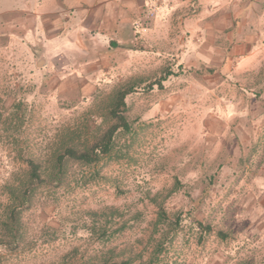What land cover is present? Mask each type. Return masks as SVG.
Wrapping results in <instances>:
<instances>
[{
	"label": "rangeland",
	"instance_id": "rangeland-1",
	"mask_svg": "<svg viewBox=\"0 0 264 264\" xmlns=\"http://www.w3.org/2000/svg\"><path fill=\"white\" fill-rule=\"evenodd\" d=\"M61 6L0 0V264H264V0H191L122 47L76 18L60 32ZM127 88L130 133L52 181ZM29 160L43 182L21 205Z\"/></svg>",
	"mask_w": 264,
	"mask_h": 264
},
{
	"label": "crops",
	"instance_id": "crops-1",
	"mask_svg": "<svg viewBox=\"0 0 264 264\" xmlns=\"http://www.w3.org/2000/svg\"><path fill=\"white\" fill-rule=\"evenodd\" d=\"M63 6L55 14L81 21L82 29L90 31L94 44H107L112 47L130 45L138 37L139 25H144L148 16L153 15V28H157L166 14L180 12L188 8L191 0H62ZM56 15V16H57ZM56 27L62 32L70 22L68 19ZM142 23V24H141ZM142 31L146 30L143 27ZM63 33L55 39H61ZM64 38V37H63Z\"/></svg>",
	"mask_w": 264,
	"mask_h": 264
},
{
	"label": "trees",
	"instance_id": "trees-1",
	"mask_svg": "<svg viewBox=\"0 0 264 264\" xmlns=\"http://www.w3.org/2000/svg\"><path fill=\"white\" fill-rule=\"evenodd\" d=\"M165 78L166 77L160 79V85L161 82L165 80ZM132 91V88H127L126 90H118L115 92L109 105V113L112 119H115V124L111 126L105 133H103L92 146H85L83 150L72 142H69L71 144L64 143L61 146L60 151L54 155L53 171L51 177L52 181L61 182L65 178L66 165L68 161H74L83 165L91 166L99 162L102 157L112 154L115 149L117 133L119 131H122L123 133H130L131 130V126L123 114L126 110V96ZM28 165L30 181L25 185H20L17 188L12 189L11 191L12 195L17 197V200L21 202V205H25L29 201L30 197L33 196V193H30L32 190V185L43 182L41 165L33 160H29ZM167 219V213L164 210H161L159 222H166ZM180 220L181 217L178 216L172 225L179 226ZM10 221L12 222V225H15L16 229L19 219L18 217H15L14 212H12V220ZM193 222L204 232L210 233L212 231L211 226L204 225L196 218L193 219ZM219 234L224 237L223 233ZM109 264H131V261L114 262Z\"/></svg>",
	"mask_w": 264,
	"mask_h": 264
}]
</instances>
